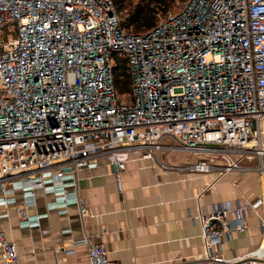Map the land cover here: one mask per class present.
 <instances>
[{"label": "built area", "instance_id": "obj_1", "mask_svg": "<svg viewBox=\"0 0 264 264\" xmlns=\"http://www.w3.org/2000/svg\"><path fill=\"white\" fill-rule=\"evenodd\" d=\"M122 21L116 0H0V194L13 185L25 193L15 204L23 221L47 183L66 192L83 169L120 173L138 157L164 171L264 173V0H177L139 34ZM119 59L132 79L129 102L115 87ZM161 152L194 161L172 166ZM76 201L85 227L90 211ZM263 205L264 191L190 216L204 259L220 264L223 243L248 231L250 212L264 228ZM79 245L86 264H120L86 230L66 253ZM0 259L21 264L1 227Z\"/></svg>", "mask_w": 264, "mask_h": 264}, {"label": "crops", "instance_id": "obj_2", "mask_svg": "<svg viewBox=\"0 0 264 264\" xmlns=\"http://www.w3.org/2000/svg\"><path fill=\"white\" fill-rule=\"evenodd\" d=\"M160 159L172 166L194 161L187 154L166 152ZM64 190L52 181L35 190L29 222L15 210L25 198L17 185L0 194V202L9 201L8 207L0 204V227L17 244L21 264H86L85 245L66 253L85 238V230L120 264H211L204 259L200 226L190 216L209 212L215 203L256 199L264 191V173L218 177L164 171L159 163L138 157L120 173L111 165L83 169L76 185L67 180ZM77 198L90 211L85 227ZM260 214L264 216V205ZM248 225V231L223 243L220 264H264V228L254 212L248 214ZM0 264L8 263L0 259Z\"/></svg>", "mask_w": 264, "mask_h": 264}, {"label": "trees", "instance_id": "obj_3", "mask_svg": "<svg viewBox=\"0 0 264 264\" xmlns=\"http://www.w3.org/2000/svg\"><path fill=\"white\" fill-rule=\"evenodd\" d=\"M171 7V0H116V8L122 16V26L129 33H143L153 28L160 12ZM115 87L118 92L130 93L132 79L125 59H119L114 68Z\"/></svg>", "mask_w": 264, "mask_h": 264}, {"label": "rangeland", "instance_id": "obj_4", "mask_svg": "<svg viewBox=\"0 0 264 264\" xmlns=\"http://www.w3.org/2000/svg\"><path fill=\"white\" fill-rule=\"evenodd\" d=\"M136 1H137V0H135V2H136ZM176 1H177V0H171V7H170V8H174ZM117 92H118V91H117ZM117 94H118V97H119L120 99H122L123 101H125V102H129V101H130V100H129V97H130V94H129V93H127V92H125V93L118 92ZM253 161H255L256 164H257V163H259L260 159L256 158V159L253 160ZM263 161H264V159H263Z\"/></svg>", "mask_w": 264, "mask_h": 264}, {"label": "bare ground", "instance_id": "obj_5", "mask_svg": "<svg viewBox=\"0 0 264 264\" xmlns=\"http://www.w3.org/2000/svg\"><path fill=\"white\" fill-rule=\"evenodd\" d=\"M263 141H264V138H263Z\"/></svg>", "mask_w": 264, "mask_h": 264}]
</instances>
